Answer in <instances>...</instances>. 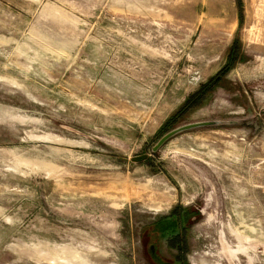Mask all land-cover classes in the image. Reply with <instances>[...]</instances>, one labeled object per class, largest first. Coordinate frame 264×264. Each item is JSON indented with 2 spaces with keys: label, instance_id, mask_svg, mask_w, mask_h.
Returning a JSON list of instances; mask_svg holds the SVG:
<instances>
[{
  "label": "rangeland",
  "instance_id": "374dc122",
  "mask_svg": "<svg viewBox=\"0 0 264 264\" xmlns=\"http://www.w3.org/2000/svg\"><path fill=\"white\" fill-rule=\"evenodd\" d=\"M180 256L264 264V0H0V264Z\"/></svg>",
  "mask_w": 264,
  "mask_h": 264
},
{
  "label": "water",
  "instance_id": "95a60500",
  "mask_svg": "<svg viewBox=\"0 0 264 264\" xmlns=\"http://www.w3.org/2000/svg\"><path fill=\"white\" fill-rule=\"evenodd\" d=\"M218 123H219V121H198V122H192V123L180 125L174 129L170 130L166 134H164L159 139V141L154 145L153 150L154 151L159 150L170 138L176 136L177 134H180V133L185 132V131L201 128V127L216 125ZM146 157H147V155L138 156V157H135L134 160L140 161L142 159H146Z\"/></svg>",
  "mask_w": 264,
  "mask_h": 264
},
{
  "label": "trees",
  "instance_id": "16d2710c",
  "mask_svg": "<svg viewBox=\"0 0 264 264\" xmlns=\"http://www.w3.org/2000/svg\"><path fill=\"white\" fill-rule=\"evenodd\" d=\"M210 84H211V81H210L209 83H207V84H204L199 92H197V93H195L193 96H191V97L187 100V102L185 103V105L183 106V108L181 109L180 113L184 112L185 110H188L189 108H191V107L194 106L195 104L200 103L201 99L198 98V94H199L200 92H204V91L206 90V87H208ZM202 97H203V96H202ZM202 97H201V98H202ZM176 211H177V210L175 209V210L172 212L171 216L174 217V216L177 214ZM169 218H170V217H169ZM167 231H169V229H166V228H164V227L162 228V233H163V234H165ZM182 234H183L182 232H179V234L175 235L174 238H175V239H176V238H179V239H180V241L182 242L181 244H179V245H180V250H181L182 253H184L183 246H184L185 240L182 239V238L179 236V235H182ZM178 236H179V237H178ZM176 263H177V264H189V263H187V259H186V258H183V257H181V256L178 257Z\"/></svg>",
  "mask_w": 264,
  "mask_h": 264
}]
</instances>
